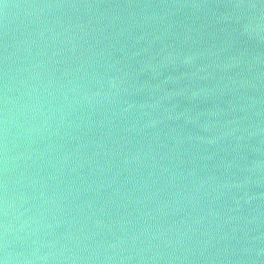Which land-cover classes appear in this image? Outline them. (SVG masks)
<instances>
[{"label":"water","instance_id":"obj_1","mask_svg":"<svg viewBox=\"0 0 264 264\" xmlns=\"http://www.w3.org/2000/svg\"><path fill=\"white\" fill-rule=\"evenodd\" d=\"M0 264H264V0H0Z\"/></svg>","mask_w":264,"mask_h":264}]
</instances>
